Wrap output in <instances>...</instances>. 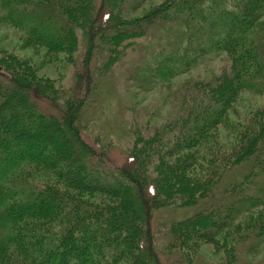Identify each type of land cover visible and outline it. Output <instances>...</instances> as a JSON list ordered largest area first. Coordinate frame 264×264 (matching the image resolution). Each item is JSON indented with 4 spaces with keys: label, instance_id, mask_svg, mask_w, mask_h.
I'll list each match as a JSON object with an SVG mask.
<instances>
[{
    "label": "trees",
    "instance_id": "16d2710c",
    "mask_svg": "<svg viewBox=\"0 0 264 264\" xmlns=\"http://www.w3.org/2000/svg\"><path fill=\"white\" fill-rule=\"evenodd\" d=\"M130 1L0 0V22L23 30L28 45L80 50L68 90L12 54L0 57V264H163L151 225L171 205L186 214L166 225V247L185 264H200L201 243L237 264L234 248L264 237V104L237 123L235 146L208 161L205 175L193 169L204 139L233 123L239 95L264 92V0H162L137 16L140 1ZM146 39L136 69L143 88L217 57L229 62L189 81L179 113L158 128L134 118L131 151L107 167V145L85 135V94Z\"/></svg>",
    "mask_w": 264,
    "mask_h": 264
},
{
    "label": "rangeland",
    "instance_id": "374dc122",
    "mask_svg": "<svg viewBox=\"0 0 264 264\" xmlns=\"http://www.w3.org/2000/svg\"><path fill=\"white\" fill-rule=\"evenodd\" d=\"M138 1H140L139 6L133 11L136 16L150 11L162 0ZM98 2L99 0H97ZM133 2L135 3V0H131L129 4H133ZM262 21H264V17ZM260 32L261 30H257V33ZM262 35H264V28ZM150 39L152 40V38ZM150 39L140 42L141 44L139 43L140 45L136 46L135 50L130 51L120 62H117L110 72L99 77L96 90H92L91 97L85 94L86 99L90 102L83 117L84 123H87L84 128L87 132L85 135L89 136L90 143H94L98 147H102V143L107 145L103 146V149L107 150L103 159L107 167L119 166L125 155L131 151L130 146H132L131 141L133 139H129L128 128L132 126L134 118H137L138 122L146 121L145 123L152 128H158L179 113L180 101L185 95L186 85L189 81L197 78L209 79L212 75L220 73L229 62L227 56L217 57L207 65L188 74L175 77L170 83L158 84L152 89L143 88L136 80V69L144 67L143 58L146 55L145 50H148ZM79 51L77 54H74L75 52L72 54H48L43 47L28 45L23 30L0 22V57L12 54L34 67L39 75L51 79L56 86L66 87L67 90L76 84V73L80 70V66H78L77 61L73 66L70 59L78 55ZM86 76L88 79V75ZM41 102L46 107V112L57 114L51 103L46 100ZM262 104H264V92L260 93L247 89L239 95L237 101L228 111V116L233 121L232 124H235L234 128L230 127L232 124L226 122L204 139L198 150L196 167L193 168L197 171L196 175L202 174L200 173L202 168H207L209 162L218 154L220 155L224 148L235 146L237 123L248 117L252 109ZM205 171L202 175H205ZM188 176L195 180L193 174H188ZM99 197V194H94V198ZM184 214H186L185 210L176 205L164 206L154 213L151 228L155 232V250L163 264H185V260L183 257L181 258L179 252L166 247L170 238L166 234V225L183 218ZM248 243L244 249L234 248L236 249L235 253L240 252V261L237 264H263L264 237L260 241L252 238ZM196 260L200 264H230L225 253L219 248L215 249L214 245L210 243L198 245Z\"/></svg>",
    "mask_w": 264,
    "mask_h": 264
}]
</instances>
